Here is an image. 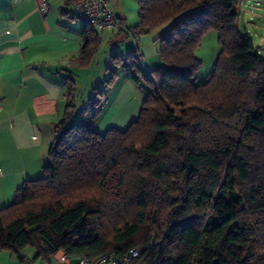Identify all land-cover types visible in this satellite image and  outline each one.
<instances>
[{
    "label": "trees",
    "instance_id": "16d2710c",
    "mask_svg": "<svg viewBox=\"0 0 264 264\" xmlns=\"http://www.w3.org/2000/svg\"><path fill=\"white\" fill-rule=\"evenodd\" d=\"M238 1L138 0L135 29L170 22L155 39L159 65L146 72L136 49L114 53L78 117L66 82L48 163L0 208V251L20 264L32 261L27 247L34 258H93L134 246L133 264H264V56L237 28ZM209 30L219 51L198 82L195 52ZM81 33L86 66L99 37L87 23ZM117 68L145 97L124 129L101 133L94 124Z\"/></svg>",
    "mask_w": 264,
    "mask_h": 264
},
{
    "label": "crops",
    "instance_id": "0c3cea01",
    "mask_svg": "<svg viewBox=\"0 0 264 264\" xmlns=\"http://www.w3.org/2000/svg\"><path fill=\"white\" fill-rule=\"evenodd\" d=\"M106 2L120 27L105 31L93 27L99 43L88 65L80 66L77 57L85 22L73 14L74 0H44L43 10L38 0H0V208L11 203L15 190L26 180L41 175L54 124L65 112L68 80L76 88L74 115L78 117L93 89L102 86L114 53L124 55L136 49L146 72L159 65L155 39L170 22L140 32L135 29L138 0ZM235 9L240 34L247 40L254 38L255 43L248 41L262 53L264 0H239ZM124 71L117 68V81ZM123 82L114 90L116 97L110 100L106 93L107 101L96 120L98 132L111 127L124 129L137 117L141 103L137 101L132 108L128 81ZM35 253L34 247L22 251L30 260ZM50 258L54 264L75 263L62 250ZM0 264L20 261L10 258Z\"/></svg>",
    "mask_w": 264,
    "mask_h": 264
},
{
    "label": "built area",
    "instance_id": "2783aa9c",
    "mask_svg": "<svg viewBox=\"0 0 264 264\" xmlns=\"http://www.w3.org/2000/svg\"><path fill=\"white\" fill-rule=\"evenodd\" d=\"M40 8L44 9V0H38ZM73 14L92 25L94 28L105 30H116L120 27V21L115 16L106 0H78L72 4ZM140 246L129 248L122 256H117L113 251H105L93 258L85 256H67L74 258L72 264H133L134 259L139 255ZM22 264H34L32 261H25ZM71 264V263H64Z\"/></svg>",
    "mask_w": 264,
    "mask_h": 264
},
{
    "label": "rangeland",
    "instance_id": "374dc122",
    "mask_svg": "<svg viewBox=\"0 0 264 264\" xmlns=\"http://www.w3.org/2000/svg\"><path fill=\"white\" fill-rule=\"evenodd\" d=\"M252 4L253 3H250V5ZM248 40H250L252 43H255L254 38H251L250 36ZM218 51H219V44L217 41V32L215 30H209L201 39V42L195 52L196 56L202 62L197 72V76H196L198 82L205 81L208 75L210 74V72L212 71L215 57ZM261 55L264 56V51H262ZM127 77H130L129 73H127L126 71L120 72V80L116 81L114 85L107 88L106 93L108 94L111 100L112 98L116 97L114 90H117L119 87H121L122 83H124L123 82L124 80L128 81V86L131 91V96L134 99V101L131 102L132 108H133L135 107L134 105L135 103H137V101L141 103L142 100L144 99L146 87L142 85H136L131 79H127ZM94 127H96V121H95ZM47 163H48V158L45 164ZM35 256L36 254H34L32 259ZM10 258H15V260H18L17 256L11 253L10 251H7V250L0 251V261L1 262L7 263V261ZM33 260H34L33 262L34 264H54V262L51 261L50 257L48 258L36 257Z\"/></svg>",
    "mask_w": 264,
    "mask_h": 264
}]
</instances>
